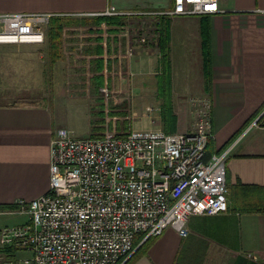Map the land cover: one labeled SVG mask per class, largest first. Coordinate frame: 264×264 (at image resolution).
I'll return each mask as SVG.
<instances>
[{"label":"crops","instance_id":"0c3cea01","mask_svg":"<svg viewBox=\"0 0 264 264\" xmlns=\"http://www.w3.org/2000/svg\"><path fill=\"white\" fill-rule=\"evenodd\" d=\"M219 1L223 12L217 15L161 18L155 42L129 58L119 51V39L123 24L132 19L105 12L111 7L121 13L170 10L172 0H0V15L121 19L120 24L108 26L113 30L108 41L92 31L96 27L88 28L92 33L88 47L94 54L87 57L94 58V65L91 70L82 66L81 77L100 83L93 87L81 83V92L75 89L68 96L65 92L55 96L60 87L55 89L52 78L47 81V77H67L54 72L53 55L44 47L49 46L48 36L42 45L0 44V208L32 201L49 191L51 143L63 128L78 137L68 125L75 111L87 119L88 136H101L107 122L119 133L193 132L196 116L191 99L204 96L212 103L214 150L222 151L239 139L226 163L228 211L192 216L187 238L167 229L133 264H264V0ZM69 72L68 77H75ZM168 74L170 87L161 98L159 79ZM107 77L114 91L111 110L96 95L108 84ZM139 90L142 96L136 95ZM125 93H130L132 110L137 98L145 102L139 106L142 129L134 127L138 118L133 123L125 114ZM155 109L160 112L156 126L142 122ZM253 123L257 126L249 128ZM19 256V252L13 257L0 253V264Z\"/></svg>","mask_w":264,"mask_h":264},{"label":"built area","instance_id":"2783aa9c","mask_svg":"<svg viewBox=\"0 0 264 264\" xmlns=\"http://www.w3.org/2000/svg\"><path fill=\"white\" fill-rule=\"evenodd\" d=\"M172 1L170 10L121 13L111 7L105 12L140 23V35H121L128 39L126 57L155 42L156 24L163 17L223 12L219 0ZM50 18L0 15V44H44ZM100 92L112 94L107 86ZM191 105L196 116L193 132L119 133L110 122L101 136L79 138L67 129L58 130L50 148L49 191L0 213L29 217L26 223L0 229V246L21 253L5 264H118L133 253L139 235L145 234V241L171 228L187 238L192 216L226 213V163L239 139L207 158L213 138L212 103L202 96L192 98Z\"/></svg>","mask_w":264,"mask_h":264},{"label":"rangeland","instance_id":"374dc122","mask_svg":"<svg viewBox=\"0 0 264 264\" xmlns=\"http://www.w3.org/2000/svg\"><path fill=\"white\" fill-rule=\"evenodd\" d=\"M93 21H81V16L80 17H70L68 19H64V26L62 29V39H61V58H59L60 63L62 62V64L59 65V67L56 65L58 62L54 63V72L55 73H59L63 76L67 77H47V81L49 82L52 78L53 81V85L55 87V89L58 90L59 88V93H57V91H55V96H62L64 94V92L66 93V95L68 96V94H70L71 91H75V89H79L81 92V83H86L87 85H91L93 87V85H99L100 82L97 81V79L93 78V77H81V67L83 66V69L85 68L86 70H91V65L93 64L94 58H90L88 59L87 56H90L92 54H94V52H91V50L89 49L88 45L90 43L89 38L91 37L90 35L92 34L90 32V30L88 29L89 27H96V30H92V31H96V33L102 34L103 35V39L104 40H109V36L113 33V30L109 29L107 25H96L95 23V19L94 18H90ZM133 22V23H132ZM50 24V22L48 23V25ZM124 26V30H123V34L122 35H130L131 37L140 35V33H137V30L140 26V23H137V20H128V22L123 24ZM146 27H148V25H145V29ZM49 30V26L47 27V32ZM112 31V33H111ZM110 34V35H109ZM119 42H121V49L119 50L121 52H126V44L128 43V39L127 38H120ZM45 49H49V52H51L50 50V46L45 45L44 46ZM118 47V46H117ZM41 51L44 52V50L41 49ZM94 51V50H93ZM108 51V50H107ZM110 51V49H109ZM108 51V52H109ZM107 52V53H108ZM106 53V54H107ZM48 54V50L46 55ZM109 55V53H108ZM106 55V56H108ZM56 65V66H55ZM62 65V66H61ZM58 67V68H57ZM68 70H70L71 72H69V74L75 75V77H68ZM92 70H94V68H92ZM85 71H83L82 73H84ZM167 80H168V84H167V89H169L170 87V77L169 74L167 75ZM107 83L108 84H104L102 86L105 87L107 86L110 89V77H107ZM90 86V90H94L92 87ZM100 87V86H99ZM62 89H65V91L62 92ZM99 89V88H98ZM164 87L163 89L160 91L158 89V94L161 96V98L164 97ZM98 91V90H97ZM112 95H114V91L111 90ZM142 91H137L136 95H140L142 96ZM75 92H72L71 94H74ZM126 95H122V104H125V108L124 110L126 111L125 114H127L128 116V120H132L133 123L137 122L139 120L138 123L135 124V128L136 129H142V126L139 125L140 124V120L142 119L141 117H143L141 115L142 110H141V105H144L145 102L140 100L138 101V98L136 100V102H133V110L131 108V103H132V98L130 96V93H125ZM98 96L99 101H106L107 107H109L108 109L111 110L110 108H114L111 105V101L110 97H105L101 92L96 94ZM120 105V104H119ZM106 108V107H105ZM72 109V108H71ZM134 112L132 114V116H129V113ZM156 113V114H155ZM155 113H151L150 117H153V119H155L154 123H151V120L148 119V114L146 113L145 117L146 120H142V122L145 121H150V123L152 124V126H156V124L159 122V120L157 119V115L159 116V113L157 109H155ZM155 114V115H154ZM154 115V116H152ZM110 116V114H109ZM125 116V115H124ZM138 118V120H136L135 118ZM140 117V118H139ZM134 119V120H133ZM152 119V120H153ZM149 123V124H150ZM68 125L70 126V128L74 131V134L78 137H87L89 134V125H88V121L86 118L83 117V114L78 113V112H74L71 115V118H69L68 120ZM111 125V124H110ZM103 132V131H102ZM20 218L23 219H16L13 217H8V216H0V227H5V226H11L14 225L15 222H19V223H25L26 219L28 220V216L27 215H22V216H18ZM22 256L25 257H30V253H24Z\"/></svg>","mask_w":264,"mask_h":264},{"label":"trees","instance_id":"16d2710c","mask_svg":"<svg viewBox=\"0 0 264 264\" xmlns=\"http://www.w3.org/2000/svg\"><path fill=\"white\" fill-rule=\"evenodd\" d=\"M81 21H84V20H81ZM94 21H95L96 25H99V26L103 23H105L107 26H115V25L121 23V19L114 18V17H96ZM64 22H65L64 18L53 17V18H51L50 24L48 25L49 30H48L47 36H48V42H49V46H50V50H51V55H53V62L54 63H56L59 60V58H61V39H62V29L64 26ZM162 49H164V47H162ZM163 58L166 59L165 52H164ZM159 84L161 87L160 91L163 89V87L165 88L164 89V95H165L166 89H167V84H168L167 77H161L159 79ZM163 115H164V117H163L164 122H166L167 117H168L166 114V109H165V113H163ZM170 132L171 131H169L167 133H170ZM213 141H214V139L212 138L207 145V148H206V150H207L206 157L207 158H209L213 153H216V151L214 150ZM0 209L1 210H12V209H15V207L14 206L2 207ZM145 236H146L145 234L137 236V238L135 239L133 251L144 241ZM157 238L158 237H149L148 239H146L143 242V244L135 251V253L127 260V262H125V264H133L135 261H137L143 255H145L146 252L148 251V249L152 246V244L155 242V240ZM15 252H16V250L13 248L0 249V253H8L9 256H11V257H13V254ZM130 254L131 253H128L126 256H124L118 264H122L130 256Z\"/></svg>","mask_w":264,"mask_h":264},{"label":"water","instance_id":"95a60500","mask_svg":"<svg viewBox=\"0 0 264 264\" xmlns=\"http://www.w3.org/2000/svg\"><path fill=\"white\" fill-rule=\"evenodd\" d=\"M143 242L133 251V253L122 264H125V262H127V260L135 253V251L143 244Z\"/></svg>","mask_w":264,"mask_h":264}]
</instances>
